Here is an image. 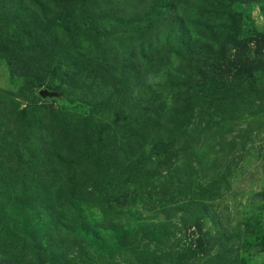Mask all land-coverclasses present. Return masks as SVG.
Masks as SVG:
<instances>
[{"label": "rangeland", "instance_id": "1", "mask_svg": "<svg viewBox=\"0 0 264 264\" xmlns=\"http://www.w3.org/2000/svg\"><path fill=\"white\" fill-rule=\"evenodd\" d=\"M0 264H264V0H0Z\"/></svg>", "mask_w": 264, "mask_h": 264}, {"label": "water", "instance_id": "2", "mask_svg": "<svg viewBox=\"0 0 264 264\" xmlns=\"http://www.w3.org/2000/svg\"><path fill=\"white\" fill-rule=\"evenodd\" d=\"M49 92L47 90H41L42 95H47Z\"/></svg>", "mask_w": 264, "mask_h": 264}]
</instances>
